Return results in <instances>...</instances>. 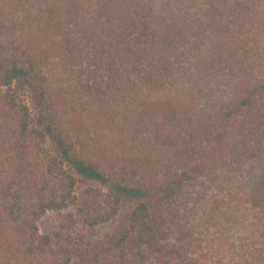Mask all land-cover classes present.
<instances>
[{
  "label": "trees",
  "instance_id": "trees-1",
  "mask_svg": "<svg viewBox=\"0 0 264 264\" xmlns=\"http://www.w3.org/2000/svg\"><path fill=\"white\" fill-rule=\"evenodd\" d=\"M0 264H264V0H0Z\"/></svg>",
  "mask_w": 264,
  "mask_h": 264
},
{
  "label": "rangeland",
  "instance_id": "rangeland-1",
  "mask_svg": "<svg viewBox=\"0 0 264 264\" xmlns=\"http://www.w3.org/2000/svg\"><path fill=\"white\" fill-rule=\"evenodd\" d=\"M110 227H111V225L108 224V225H106V226L100 228L99 233L104 234L105 232H106V233L109 232V231H110Z\"/></svg>",
  "mask_w": 264,
  "mask_h": 264
}]
</instances>
